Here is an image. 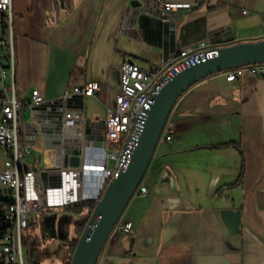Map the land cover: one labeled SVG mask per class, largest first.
<instances>
[{
	"label": "crops",
	"instance_id": "crops-1",
	"mask_svg": "<svg viewBox=\"0 0 264 264\" xmlns=\"http://www.w3.org/2000/svg\"><path fill=\"white\" fill-rule=\"evenodd\" d=\"M133 1L14 0L22 138L40 151L35 170L99 144L124 63L154 70L201 41L263 40L264 0H165L168 12L158 0ZM90 81L100 84L95 96L61 102L66 88ZM34 89L46 103L28 105ZM65 108L83 109V137L63 139ZM167 121L176 133L155 149L142 180L150 193L130 200L121 221L132 229L111 233L98 264H264V76L206 77ZM50 170L41 187L58 180Z\"/></svg>",
	"mask_w": 264,
	"mask_h": 264
},
{
	"label": "built area",
	"instance_id": "built-area-1",
	"mask_svg": "<svg viewBox=\"0 0 264 264\" xmlns=\"http://www.w3.org/2000/svg\"><path fill=\"white\" fill-rule=\"evenodd\" d=\"M158 2L166 12L173 8V4L165 0ZM15 23L14 0H0V152L3 155L0 163V215L12 224L0 237V245L4 248V256L9 257V264H25L22 231L28 230L31 217L81 201H98L111 182V176H119L129 165L140 129L152 105L149 104L151 94L158 93L171 78L188 67L214 58L218 55V48L201 41L195 46L180 49L175 56L159 61L154 70H143L133 62L124 63L121 89L115 97V107L109 109L104 122V134L97 140L99 144L68 155V160L72 156L80 157L78 166L61 162L39 172L26 166L25 161L30 148L22 138L21 116L27 102L22 99L17 87ZM263 68V64L234 68L225 71L226 80H240L247 71L259 76ZM99 88L97 81L66 88L60 100L68 105L73 96L82 99L93 97ZM46 102L40 92L34 89L28 105L38 107ZM60 119L63 139L84 136L85 115L82 108H65L60 113ZM175 133V126L167 121L159 142H171ZM109 144L113 145L112 149ZM56 168L58 180H50L49 184L41 187V179L51 178L53 174L50 169ZM55 183L58 184L53 185ZM149 193L148 187L141 183L134 196H146ZM131 229L132 222H122L120 219L112 232L129 233Z\"/></svg>",
	"mask_w": 264,
	"mask_h": 264
},
{
	"label": "water",
	"instance_id": "water-1",
	"mask_svg": "<svg viewBox=\"0 0 264 264\" xmlns=\"http://www.w3.org/2000/svg\"><path fill=\"white\" fill-rule=\"evenodd\" d=\"M142 2L133 1V8ZM264 64V40L241 42L218 48V55L188 67L171 78L156 94H151L153 104L143 127L140 129L137 145L126 170L111 181L97 201L91 219L79 237L69 264H98L107 240L121 219L134 192L142 183L160 135L177 100L200 80L216 73L234 68ZM264 76V68L261 72ZM70 165L80 164L79 156L70 158ZM82 218L79 223L85 222Z\"/></svg>",
	"mask_w": 264,
	"mask_h": 264
},
{
	"label": "rangeland",
	"instance_id": "rangeland-1",
	"mask_svg": "<svg viewBox=\"0 0 264 264\" xmlns=\"http://www.w3.org/2000/svg\"><path fill=\"white\" fill-rule=\"evenodd\" d=\"M86 110H90V107L87 106ZM112 147L113 145L109 144V148L112 149ZM39 155V149L32 147L26 156V166L32 169H39V166L41 168ZM2 160L3 156L0 152V162ZM81 218L80 214L65 208L54 209L31 217L28 230L22 231L25 264H30L29 249L36 238L41 241L42 264H64L67 250L64 242L76 237V224Z\"/></svg>",
	"mask_w": 264,
	"mask_h": 264
},
{
	"label": "trees",
	"instance_id": "trees-1",
	"mask_svg": "<svg viewBox=\"0 0 264 264\" xmlns=\"http://www.w3.org/2000/svg\"><path fill=\"white\" fill-rule=\"evenodd\" d=\"M96 200H86L72 205L66 206L65 209L70 210L76 214H80L82 218H86L85 222L76 224V237L71 240H66L64 245H66V255L64 257V264H69L76 247L77 241L84 231L86 225L91 219L92 212L96 206ZM85 213V214H84ZM30 225V224H29ZM12 226L11 222L4 216L0 215V237ZM42 227V226H41ZM41 241L36 238L33 242L32 247L29 249V262L30 264H42L43 259L41 257ZM0 264H9L5 257L0 254Z\"/></svg>",
	"mask_w": 264,
	"mask_h": 264
},
{
	"label": "bare ground",
	"instance_id": "bare-ground-1",
	"mask_svg": "<svg viewBox=\"0 0 264 264\" xmlns=\"http://www.w3.org/2000/svg\"><path fill=\"white\" fill-rule=\"evenodd\" d=\"M152 94H156V93H152ZM153 99L152 97H149V104H153ZM119 176H111V181H113L114 179H116ZM104 193V191H103ZM0 254H2L4 256V248H2V245H0ZM5 259L9 262V257L8 256H4Z\"/></svg>",
	"mask_w": 264,
	"mask_h": 264
}]
</instances>
